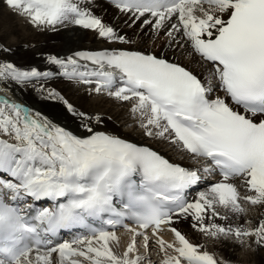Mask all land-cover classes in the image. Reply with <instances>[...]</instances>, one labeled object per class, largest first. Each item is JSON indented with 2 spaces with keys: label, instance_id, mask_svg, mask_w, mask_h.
<instances>
[{
  "label": "snow or ice",
  "instance_id": "obj_1",
  "mask_svg": "<svg viewBox=\"0 0 264 264\" xmlns=\"http://www.w3.org/2000/svg\"><path fill=\"white\" fill-rule=\"evenodd\" d=\"M106 2L152 46L133 47L97 0H3L38 31L80 27L128 47L49 54L44 70L0 60V91L32 85L80 129L0 95V264H232L185 221L213 247H264V0ZM57 77L127 104L145 137L194 165L108 130L46 87Z\"/></svg>",
  "mask_w": 264,
  "mask_h": 264
},
{
  "label": "bare ground",
  "instance_id": "obj_2",
  "mask_svg": "<svg viewBox=\"0 0 264 264\" xmlns=\"http://www.w3.org/2000/svg\"><path fill=\"white\" fill-rule=\"evenodd\" d=\"M96 14L102 16L105 23L117 25L118 30L131 37L133 41H136L137 43L133 47L152 46L147 40L144 43H140V37L135 34L138 29H129L125 25L123 18H117L115 9L108 3L97 0ZM0 45L8 49L7 52H0V60L13 62L20 67L36 66L40 70H44L47 67L46 57L49 54L63 56L76 50L128 47V45L118 42L112 43L100 39L92 30H85L80 27L60 28L57 31H38L24 19L14 15L3 3V0H0ZM155 50L157 52L162 50L161 41L156 42ZM168 52L169 56L173 55L171 50H168ZM174 58L179 59L182 63H188L186 55L181 54L179 49L176 50ZM46 87L54 88L80 111L89 114H103L106 117L105 125L108 130L115 131L133 142L150 145L166 155L170 160L181 163L185 167L194 165V161L189 155L177 151L165 142H158L145 137L132 118H130L127 104L120 103L105 94L89 93L87 86L69 82L62 77L48 80ZM0 88L6 89L7 85L0 84ZM13 88L17 89V94ZM3 94L9 95L17 102L25 104L36 111H40L43 115L62 126H66L76 132L80 131L77 119L67 111L62 101L44 98V94L37 92L35 88L32 89L29 86L17 88L13 85L11 92L0 91V95ZM107 117H111V119L109 120ZM206 186V184H201L197 191L202 190ZM257 211V209H253L251 215L255 216ZM177 226L193 242L206 243L207 249L215 252L217 259L231 260L232 264H236V262L239 264H264V247L253 245L251 248L244 250L234 245L230 240L217 241L215 242V247H213L212 241H205L198 232L191 228L190 221H185ZM124 240H126V237H122V244ZM141 251L143 250L141 249ZM151 258L155 262L159 260L155 251L152 252ZM145 264H148V262L146 261Z\"/></svg>",
  "mask_w": 264,
  "mask_h": 264
},
{
  "label": "rangeland",
  "instance_id": "obj_3",
  "mask_svg": "<svg viewBox=\"0 0 264 264\" xmlns=\"http://www.w3.org/2000/svg\"><path fill=\"white\" fill-rule=\"evenodd\" d=\"M29 87H31L32 89H34L33 87H32V85H28ZM14 89V91L16 92V94H17V89H15V88H13ZM195 243V242H194ZM244 250H247V249H244ZM236 264H239L238 262H236Z\"/></svg>",
  "mask_w": 264,
  "mask_h": 264
}]
</instances>
